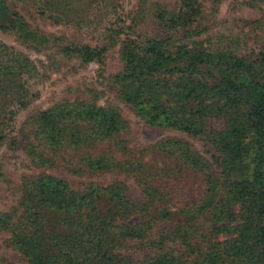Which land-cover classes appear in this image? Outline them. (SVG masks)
Here are the masks:
<instances>
[{
    "label": "rangeland",
    "instance_id": "obj_1",
    "mask_svg": "<svg viewBox=\"0 0 264 264\" xmlns=\"http://www.w3.org/2000/svg\"><path fill=\"white\" fill-rule=\"evenodd\" d=\"M5 1L26 20L32 36L5 29L12 21L9 14L0 19V45L25 58L33 72L25 75L28 107L0 143V264H29L12 234L26 229L22 203L40 177L64 181L80 195L96 188L112 190L124 205L107 207L109 217L116 216L117 225L145 229L137 239L119 241L130 261L145 263L167 251L175 264H207L199 254L208 239L192 237V221L189 224L179 214L165 218L161 207L188 211L202 202L206 179L185 149L212 165L217 154L212 138L226 127V119L208 118L203 136L150 123L126 100L130 90L115 78L125 68L122 53L127 41L164 40L168 47L197 41L213 52L229 50L256 60L264 55V0H199L197 13L180 25H168L159 16L178 15L183 0ZM111 38L117 42L98 61L64 52L70 44L103 48ZM79 103L116 110L122 130L104 139L92 132V125H66L64 143L52 145L38 130L40 115L61 107L69 111ZM76 130L79 143L71 139ZM96 158L109 159L112 167L91 169L88 164ZM181 237L195 246L189 248Z\"/></svg>",
    "mask_w": 264,
    "mask_h": 264
},
{
    "label": "trees",
    "instance_id": "obj_2",
    "mask_svg": "<svg viewBox=\"0 0 264 264\" xmlns=\"http://www.w3.org/2000/svg\"><path fill=\"white\" fill-rule=\"evenodd\" d=\"M198 1L183 0L178 15L160 12L159 17L168 25H180L197 13ZM9 14L12 21L5 29L32 36L26 20L0 0V19ZM117 39L111 38L103 48L70 44L64 52L94 62ZM167 44L164 40L124 44L125 68L115 81L130 90L126 100L150 123L193 136L206 135L204 126L212 116L224 117L226 127L212 138L217 153L212 165L185 149L206 179L202 202L188 211L168 210L167 204L161 207L164 217L179 214L194 223L192 237L209 241L199 254L207 264H264V55L253 60L229 50L213 52L197 41ZM32 72L25 58L0 45V143L28 107L25 75ZM80 123L92 125V132L104 139L123 128L116 110L86 103L74 104L69 111L61 107L44 112L37 121L52 145L64 143L66 125ZM71 139L79 143L80 131H73ZM88 165L96 170L112 167L107 158L90 160ZM111 191L96 188L80 195L64 181L40 177L26 191L22 205L27 226L13 231V243L29 264H136L122 253L119 241L137 239L145 229L122 227L116 216L109 217L107 207L124 205ZM181 239L189 248L195 246L188 238ZM175 262L166 251L141 264Z\"/></svg>",
    "mask_w": 264,
    "mask_h": 264
}]
</instances>
